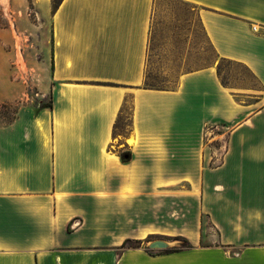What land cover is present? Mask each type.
Wrapping results in <instances>:
<instances>
[{
	"label": "crops",
	"instance_id": "obj_1",
	"mask_svg": "<svg viewBox=\"0 0 264 264\" xmlns=\"http://www.w3.org/2000/svg\"><path fill=\"white\" fill-rule=\"evenodd\" d=\"M185 1L259 89L223 86L215 65L144 88L154 0H62L51 107L0 125V264H264V0ZM126 99L131 127L116 136ZM176 236L192 247H147Z\"/></svg>",
	"mask_w": 264,
	"mask_h": 264
},
{
	"label": "rangeland",
	"instance_id": "obj_2",
	"mask_svg": "<svg viewBox=\"0 0 264 264\" xmlns=\"http://www.w3.org/2000/svg\"><path fill=\"white\" fill-rule=\"evenodd\" d=\"M43 5L38 0H0V125L12 121L20 106L39 107L50 100L43 91L51 73V0L47 10ZM197 12L198 8L185 0H154L145 65L148 84L174 87L181 73L216 59ZM224 71L231 85L259 89L241 64H227ZM234 90L240 93V88ZM213 129L208 130V136L224 132L222 126ZM225 138L224 133L211 142L220 153ZM219 160L220 156L215 162Z\"/></svg>",
	"mask_w": 264,
	"mask_h": 264
},
{
	"label": "trees",
	"instance_id": "obj_3",
	"mask_svg": "<svg viewBox=\"0 0 264 264\" xmlns=\"http://www.w3.org/2000/svg\"><path fill=\"white\" fill-rule=\"evenodd\" d=\"M62 0H51V6H52V12L58 7V5L60 4ZM202 27V25H201ZM202 30H203V27H202ZM204 32V30H203ZM204 35L206 37V40L209 44V46L211 47V49L213 50V52L215 53L216 55V59L214 61H212L211 63L207 64V65H204L203 67H206V66H210V65H215V68H216V73L218 75V78L221 82V84L225 87H228V88H247V87H236L235 85H231L229 82H228V78L225 74V71H224V66L227 65V64H232V63H237V64H241L237 61H234V60H231L229 58H225V57H220L216 51L213 49L211 43L209 42L207 36H206V33L204 32ZM242 65V64H241ZM250 74V76L256 81L254 75L244 66L242 65ZM146 71L144 73V80H143V84H142V87L144 88H154V89H171V88H174V87H162V86H159V85H153V84H148L146 82ZM43 107H51V100H49V102L47 104H42L41 106H39V108H43ZM129 109V112L127 114V116H124V114L126 113V110ZM131 118H132V103H131V100L130 99H126L119 111V114H118V117L114 123V126H113V133L114 135H120V136H124L126 135V133H128V131L130 130V127H131ZM116 130H118V132H116ZM120 154V158L122 161L126 162V161H129L130 160V157H131V153L130 151L128 150H122L119 152ZM174 240H179L180 241V245L179 246H176L174 247L173 249H166L164 251H175V250H179V249H188L190 247H192V245L190 244V242L182 237V236H176L173 238ZM143 243L142 240H132V239H125L121 245V247H138V246H141Z\"/></svg>",
	"mask_w": 264,
	"mask_h": 264
},
{
	"label": "water",
	"instance_id": "obj_4",
	"mask_svg": "<svg viewBox=\"0 0 264 264\" xmlns=\"http://www.w3.org/2000/svg\"><path fill=\"white\" fill-rule=\"evenodd\" d=\"M176 245L174 241H168L165 239L157 238L147 242V247L149 249L164 250L172 248Z\"/></svg>",
	"mask_w": 264,
	"mask_h": 264
}]
</instances>
